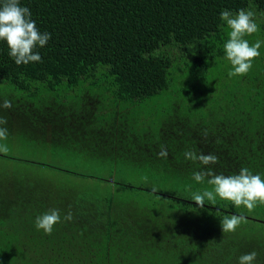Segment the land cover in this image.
<instances>
[{"label":"trees","instance_id":"obj_1","mask_svg":"<svg viewBox=\"0 0 264 264\" xmlns=\"http://www.w3.org/2000/svg\"><path fill=\"white\" fill-rule=\"evenodd\" d=\"M20 3L51 38L34 49L42 60L27 65L0 41V105L12 102L0 107L8 133L0 140L8 147L0 151V264H239L252 251L264 264V204L248 211L218 196L203 208L193 201L212 189L208 177L193 179L197 171L248 168L264 179V43L246 75L229 77L230 30L220 19L224 9L251 7L258 31L245 38L264 41V0ZM63 158L98 160L109 175L49 161ZM47 167L105 181L104 190L72 194ZM51 209L61 222L46 234L35 221ZM232 215L245 219L223 233L221 220Z\"/></svg>","mask_w":264,"mask_h":264},{"label":"clouds","instance_id":"obj_2","mask_svg":"<svg viewBox=\"0 0 264 264\" xmlns=\"http://www.w3.org/2000/svg\"><path fill=\"white\" fill-rule=\"evenodd\" d=\"M255 12L249 7L241 8L233 13L224 9L220 13L221 21L225 22L228 29L229 39L224 44L226 59L231 63L229 77L246 75L252 68L253 60L260 56L259 49L264 41L257 40L254 44L245 38L258 31L255 21ZM51 38L50 33H41L32 19L31 10L27 6H22L20 0H2L0 4V41H6L10 49L9 55L17 65H27L29 62H39L42 60L39 52H35L37 47H44ZM0 107L11 108L12 102L4 100ZM7 120L0 118V125H6ZM207 133H205L206 135ZM7 129L0 127V140H7ZM0 151L7 153L6 144L0 145ZM161 157H167L168 152L164 146L158 153ZM185 158L196 161L203 165L218 163V157L214 154H199L194 151H186ZM212 185V189H205L202 193H194L193 201L203 208L207 199L212 204L216 202L218 196L222 200L231 201L236 207L244 206L248 211H253L257 204H264V179L259 174H253L248 168H241L235 175L226 176L215 174L212 170L197 171L193 179ZM146 179V178H145ZM65 220L73 219L71 212ZM245 218L242 215H232L221 220L223 233L235 232L236 228ZM61 222V215L58 209H51L38 216L35 221L37 229H42L46 234H51L56 224ZM258 253L252 251L239 257V264H254Z\"/></svg>","mask_w":264,"mask_h":264},{"label":"rangeland","instance_id":"obj_3","mask_svg":"<svg viewBox=\"0 0 264 264\" xmlns=\"http://www.w3.org/2000/svg\"><path fill=\"white\" fill-rule=\"evenodd\" d=\"M49 161H51L52 163L60 164L62 168H67L70 170H76V171H79V172H82L85 174L104 176V177H107L109 175V168H108V170H106L105 167L101 166V163L98 160L90 159L89 161L86 160L83 163L78 164V165L72 164L71 162L67 161L66 158H63L60 162L57 160H49ZM22 167L26 168V165H23ZM46 170L51 175H61L62 177H64V178H62V180L60 177H55L56 178V181L54 180L55 184L62 183V181H63V184L65 185L67 190L69 191L71 189L72 194L90 193L96 187H99L100 189L104 190L105 181H101L95 177L87 176L84 178L83 175H73L72 173H67L66 171L53 169L51 167H47ZM117 175H118V177H120V173L118 171H117ZM37 176H40V174L37 173ZM121 176H123V174H121ZM142 179H144V177ZM127 180L130 183H132V181H135L130 176H128V178L126 179V182H128ZM143 182L144 181L140 180L137 183L143 184ZM121 188L126 189V190H121V191H123L125 193L129 192L127 190V188H125V187H121ZM128 196H130V193L128 194ZM122 199L126 200V197L123 196ZM136 199H137V197L134 194L132 195V193H131L130 200L132 202H135Z\"/></svg>","mask_w":264,"mask_h":264}]
</instances>
